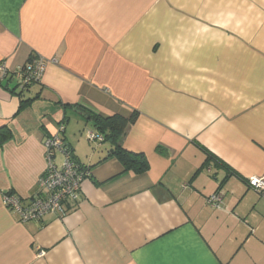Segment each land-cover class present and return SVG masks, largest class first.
Wrapping results in <instances>:
<instances>
[{"label": "crops", "instance_id": "0c3cea01", "mask_svg": "<svg viewBox=\"0 0 264 264\" xmlns=\"http://www.w3.org/2000/svg\"><path fill=\"white\" fill-rule=\"evenodd\" d=\"M35 56L40 85L0 84V264H264L244 182L264 176V0H0V62ZM75 106L136 113L118 144L148 169L123 172L108 140L79 152ZM60 123L90 177L63 217L21 222L3 195L28 203Z\"/></svg>", "mask_w": 264, "mask_h": 264}, {"label": "built area", "instance_id": "2783aa9c", "mask_svg": "<svg viewBox=\"0 0 264 264\" xmlns=\"http://www.w3.org/2000/svg\"><path fill=\"white\" fill-rule=\"evenodd\" d=\"M46 62L40 57H32L24 65L10 73L0 62V83L10 75L15 88L24 90L32 84L41 83ZM64 124L58 125V132L47 137L43 142L45 168L39 178L35 193L28 203L15 195H3V205L17 215L21 222L39 221L46 215L63 217L70 205L81 198V185L90 177V170L76 161L71 149L64 141ZM89 142L102 143L104 138L94 131H87ZM59 156V159H58ZM247 187L258 193L264 192V176H252L245 181ZM221 196L216 193L206 200L211 208H218ZM40 252L39 255H43Z\"/></svg>", "mask_w": 264, "mask_h": 264}, {"label": "trees", "instance_id": "16d2710c", "mask_svg": "<svg viewBox=\"0 0 264 264\" xmlns=\"http://www.w3.org/2000/svg\"><path fill=\"white\" fill-rule=\"evenodd\" d=\"M30 58H28V60H30ZM40 84L41 83L32 84L28 86L27 88H25L24 90H18L17 88H14V89L17 90L16 92L18 93L19 96H21V94L23 92H26L31 86L40 85ZM28 102L29 100H22L20 102V107L26 105ZM75 110L83 114L87 120H90L92 122L93 131L98 132L99 134L103 136L104 138L103 142L107 140L114 142L115 147L114 149H112L108 157H112L118 160L123 166V172L131 171L133 173H142L148 169V161L143 153L130 152L122 148L118 144V140L125 134L126 129L130 125L135 123L137 119L136 113H133L129 117H124V116L117 115V114L105 117L100 114L94 113L92 111L86 110L84 108L82 109L79 106H75ZM8 133H9V130L5 126L0 128V143L4 140L3 138L4 136H6L5 134H8ZM62 136H63V133H62ZM206 160H216V159L210 154H208ZM5 194L10 195L12 193L6 192Z\"/></svg>", "mask_w": 264, "mask_h": 264}, {"label": "rangeland", "instance_id": "374dc122", "mask_svg": "<svg viewBox=\"0 0 264 264\" xmlns=\"http://www.w3.org/2000/svg\"><path fill=\"white\" fill-rule=\"evenodd\" d=\"M73 128L75 125H71ZM90 127H87L83 132H82V141L79 143L78 146V151L79 152H84L88 146H96L98 144L97 142H89L86 138V132L89 131ZM91 130V129H90Z\"/></svg>", "mask_w": 264, "mask_h": 264}]
</instances>
